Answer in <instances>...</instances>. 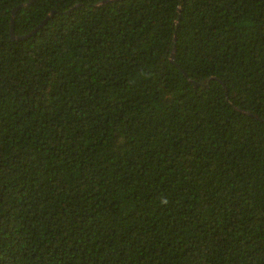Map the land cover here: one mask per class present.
I'll return each instance as SVG.
<instances>
[{
	"label": "trees",
	"instance_id": "obj_1",
	"mask_svg": "<svg viewBox=\"0 0 264 264\" xmlns=\"http://www.w3.org/2000/svg\"><path fill=\"white\" fill-rule=\"evenodd\" d=\"M27 2L0 0V264H264V0H34L11 39Z\"/></svg>",
	"mask_w": 264,
	"mask_h": 264
},
{
	"label": "water",
	"instance_id": "obj_2",
	"mask_svg": "<svg viewBox=\"0 0 264 264\" xmlns=\"http://www.w3.org/2000/svg\"><path fill=\"white\" fill-rule=\"evenodd\" d=\"M34 0H28L27 3L25 4H21L19 5L18 7H16L15 9L12 10V17H11V20H10V30H9V35H10V38L11 39H21V38H26L27 36H30L31 33L35 32L37 30V28L43 23V21L35 28L33 29L29 34L25 35V36H22V37H14L13 34H12V24H13V20H14V16H15V12L16 10L21 7V6H26L28 4H30L31 2H33ZM175 25H177V21H175ZM175 40V38H173V41ZM174 51V49H173ZM173 51L171 52V56H170V59L173 58Z\"/></svg>",
	"mask_w": 264,
	"mask_h": 264
}]
</instances>
